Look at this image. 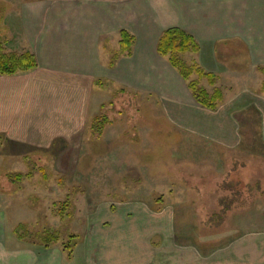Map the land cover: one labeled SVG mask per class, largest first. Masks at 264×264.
<instances>
[{"label": "rangeland", "instance_id": "374dc122", "mask_svg": "<svg viewBox=\"0 0 264 264\" xmlns=\"http://www.w3.org/2000/svg\"><path fill=\"white\" fill-rule=\"evenodd\" d=\"M156 4H160L158 0ZM1 13L2 9L0 22ZM5 46L9 48L8 43ZM182 59L188 64L196 61L189 54ZM240 65H232L218 78L216 88L226 96L224 102L237 95L264 97V76L247 69L245 63ZM202 83L214 91L206 81ZM120 91L110 82H102L93 92L91 121L103 112L113 121L100 141L93 139L87 125L77 150L61 149L54 159L31 153L27 159L15 160L22 167L13 163L9 168L13 150H4L3 157L10 164L0 169V194L11 195L15 180L10 176L19 174L24 176L19 185L24 193L0 199V210L6 207L9 221L1 232L3 250L31 254L30 264H166L174 257L178 261L181 251L183 259L192 254L195 261L212 264L213 260H228L224 256L231 247L234 254L230 259L238 258L241 241L247 236L263 240V193L233 192L239 181L244 189L263 183L264 191V121L260 113L254 109L240 114L243 143L237 150H228L155 118L158 113L149 112L147 95L126 91L116 96ZM102 101L106 103L99 109ZM233 170L240 176L232 173L230 180ZM36 190L38 195L30 194ZM68 196L72 216L63 222L55 211ZM224 197L230 203L234 199L231 212H221L223 218L210 224L211 215L222 211L219 205ZM17 219L22 220L20 225H15ZM39 224L80 236L70 261L60 244L43 249L17 241L18 228L32 230ZM188 259L189 264L196 263Z\"/></svg>", "mask_w": 264, "mask_h": 264}, {"label": "crops", "instance_id": "0c3cea01", "mask_svg": "<svg viewBox=\"0 0 264 264\" xmlns=\"http://www.w3.org/2000/svg\"><path fill=\"white\" fill-rule=\"evenodd\" d=\"M158 1L162 10L156 0H0V40L8 43L6 51L30 52L38 64L29 73L0 76V169L10 164L3 157L8 147L14 159L9 168L13 163L22 167L17 161L31 153L54 159L61 149L77 150L92 118L93 92L102 82L147 95L149 112L161 113L154 117L175 128L228 150L242 146L240 114L255 109L264 121V97L237 95L224 102V96L217 110L205 109L157 47L165 30L179 28L200 46L198 54L189 55L207 73L222 78L232 65L245 63L259 75L264 67V0ZM123 30L136 39L133 54L111 66L108 60L120 53ZM23 190L10 193L15 198ZM8 193H1L0 199L11 198ZM30 194L38 195L39 190ZM4 209L0 239L9 223ZM241 243L238 258L230 259L231 247L224 256L228 260L212 264H264V239L250 235ZM4 246L0 243V264H30L31 254L4 251ZM181 254L178 261L174 257L166 264L195 261L192 254L184 259ZM195 262L203 264L198 258Z\"/></svg>", "mask_w": 264, "mask_h": 264}, {"label": "trees", "instance_id": "16d2710c", "mask_svg": "<svg viewBox=\"0 0 264 264\" xmlns=\"http://www.w3.org/2000/svg\"><path fill=\"white\" fill-rule=\"evenodd\" d=\"M120 35V53L112 56L110 60L111 66L116 65L121 57H131L133 54V47L136 42L135 37L126 30L121 31ZM157 52L161 57L167 58L171 66L184 79L194 100L199 106L211 111H215L221 106V104L223 103L224 95L220 89L216 88L218 77L216 75L207 73L198 64H188L182 59V56L186 54H198L200 52V46L191 35L179 28H168L160 38ZM37 67V60L32 53H8L6 51L4 42L0 40V76L11 77L18 74L29 73L34 71ZM258 70L259 73L264 76V67H261ZM202 81H206L210 87L214 88V91L212 93L208 91L203 86ZM261 88L264 92V81L262 82ZM126 93L127 92L125 90H121L120 92H118V94H116V96L124 95ZM110 104L112 106L115 105L113 101ZM112 122L113 121L108 117L106 112H103L99 117H95L89 125V130L93 139L95 141H100V139L104 136L107 127L113 124ZM155 131H162V129ZM166 131L168 132V130ZM171 131L173 132L172 129L170 130V132ZM232 173L240 176V173L237 170L230 171V180L232 179ZM10 177L11 181L12 178H14L15 180L13 183L14 188L11 191H18L21 188L19 185L22 182L24 176L19 174ZM240 179L244 181L243 178L240 177ZM239 182L236 186V189L233 188V192L235 194L243 195L249 194L254 191H259V194L262 192L264 195V191H261V187L263 186L262 182V185L260 184V182H258L256 188L247 185L245 189L242 188ZM233 201L234 199L232 198L230 203L229 197H224L219 205V207L222 208V211L219 210V212L212 214L209 223L211 224L212 220L218 221L220 218H223L222 216L224 214V211L227 212L228 215L231 212L229 210L230 206L233 205ZM70 205V196H68L66 202L61 204L60 207L57 206L58 210L55 211L56 215L59 216L63 222L70 219V217L72 216L71 213L68 212ZM54 207H56V204L54 205ZM221 212L223 214H221ZM216 224H218V222ZM67 232L69 234L64 235V230H48L44 229L43 225L39 224V227L37 229L32 230H30L26 226H22L15 231V234L19 241L26 242L43 249H51L54 246L60 244L63 251L67 255V259L70 261L73 258L77 246L79 245L80 236L69 231Z\"/></svg>", "mask_w": 264, "mask_h": 264}]
</instances>
